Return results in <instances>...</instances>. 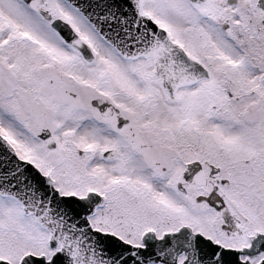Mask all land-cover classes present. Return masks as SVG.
Wrapping results in <instances>:
<instances>
[{
    "label": "snow or ice",
    "instance_id": "6c2138e0",
    "mask_svg": "<svg viewBox=\"0 0 264 264\" xmlns=\"http://www.w3.org/2000/svg\"><path fill=\"white\" fill-rule=\"evenodd\" d=\"M0 264H264V0H0Z\"/></svg>",
    "mask_w": 264,
    "mask_h": 264
}]
</instances>
